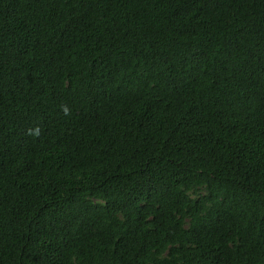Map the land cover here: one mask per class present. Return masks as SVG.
<instances>
[{
  "label": "trees",
  "instance_id": "1",
  "mask_svg": "<svg viewBox=\"0 0 264 264\" xmlns=\"http://www.w3.org/2000/svg\"><path fill=\"white\" fill-rule=\"evenodd\" d=\"M0 264H264V0H0Z\"/></svg>",
  "mask_w": 264,
  "mask_h": 264
}]
</instances>
